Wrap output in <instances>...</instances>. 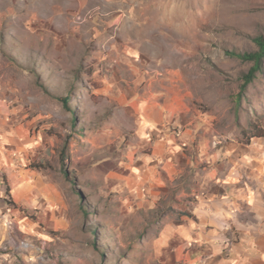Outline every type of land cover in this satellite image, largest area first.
<instances>
[{
	"label": "rangeland",
	"instance_id": "374dc122",
	"mask_svg": "<svg viewBox=\"0 0 264 264\" xmlns=\"http://www.w3.org/2000/svg\"><path fill=\"white\" fill-rule=\"evenodd\" d=\"M257 38L264 0H0V264L148 262L186 198L180 176L141 180L156 161L127 101L158 78L237 152L264 136V62L242 91L253 62L231 55Z\"/></svg>",
	"mask_w": 264,
	"mask_h": 264
},
{
	"label": "crops",
	"instance_id": "0c3cea01",
	"mask_svg": "<svg viewBox=\"0 0 264 264\" xmlns=\"http://www.w3.org/2000/svg\"><path fill=\"white\" fill-rule=\"evenodd\" d=\"M150 81L151 88L127 101L139 116L135 134L150 138L156 161L140 178L167 192L180 176L177 196L186 201L166 214L143 264H264V136L223 151L205 135L204 115H189L186 105L161 94L158 78ZM3 150L0 165L11 160ZM2 174L0 219L9 205L4 185L10 192Z\"/></svg>",
	"mask_w": 264,
	"mask_h": 264
},
{
	"label": "trees",
	"instance_id": "16d2710c",
	"mask_svg": "<svg viewBox=\"0 0 264 264\" xmlns=\"http://www.w3.org/2000/svg\"><path fill=\"white\" fill-rule=\"evenodd\" d=\"M256 43L258 45V50L251 53H242V54H234L231 53V55L236 56L244 61H250L253 62V66L249 69V71L244 76V84L242 85V91L254 81V79L257 76V73L260 71L262 64L264 62V39L263 38H257ZM63 105L66 108H69V98L63 97L61 98ZM62 164L64 162L62 161Z\"/></svg>",
	"mask_w": 264,
	"mask_h": 264
}]
</instances>
